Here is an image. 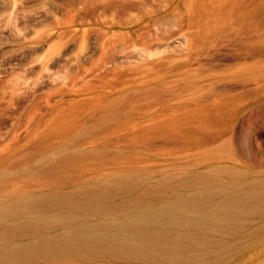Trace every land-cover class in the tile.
I'll return each instance as SVG.
<instances>
[{
  "label": "bare ground",
  "instance_id": "1",
  "mask_svg": "<svg viewBox=\"0 0 264 264\" xmlns=\"http://www.w3.org/2000/svg\"><path fill=\"white\" fill-rule=\"evenodd\" d=\"M160 1L90 3L102 17L118 20L110 28L120 32L107 33L108 41H160L158 29L151 34L145 24L160 15ZM253 1L227 0L229 8L201 11L190 1L185 15L198 17V23L187 21L206 38L212 27L204 19H255L258 12L245 4ZM167 63L148 64L117 97L93 91L84 103L56 113L43 131L29 132L41 151L39 168L17 141L0 152V264H252L264 258V168L254 170L234 158L237 123L264 98L243 106L236 96L207 105L191 97L201 82L257 84L261 65L239 63L231 73L193 79L186 62L175 68L169 63L173 69ZM173 78L184 85L193 79L194 85L174 105L140 113L127 101L130 90L157 97ZM78 111L87 119H78ZM159 141L179 147L155 146ZM126 142L127 148L121 146ZM137 147L150 152L139 155ZM194 155L205 170L194 169ZM8 162L11 174L5 172ZM18 166L30 179L4 182Z\"/></svg>",
  "mask_w": 264,
  "mask_h": 264
},
{
  "label": "rangeland",
  "instance_id": "2",
  "mask_svg": "<svg viewBox=\"0 0 264 264\" xmlns=\"http://www.w3.org/2000/svg\"><path fill=\"white\" fill-rule=\"evenodd\" d=\"M189 2L194 3L192 8H199V11L207 7L231 6L227 0H161L158 18L148 19L145 23L146 31L151 34L158 29L160 41H108L107 33L120 32L118 28H110L111 23H117L118 20L111 16L102 17L92 7L90 0H0V152L12 148L14 141H17L26 146L22 155L30 153L34 159L32 165L38 167L35 159L39 160L41 151L35 146L36 136L29 135V132L37 127H41L43 131V127L56 113L62 115L70 106L84 103L92 97L93 91L117 97L125 86L130 85L133 78L142 77L138 73L144 71L148 64L162 59L171 63L173 68L186 62L190 65L188 67L193 79L227 72L239 63L258 61L262 66L260 74L263 79L260 78L257 84L242 85L230 81L211 86L209 82H201L196 88L199 90L194 91L196 98L191 97L200 99L199 102L207 105L236 96V101L243 106L252 104L259 97L264 98V0L245 3L248 10L258 12V18L246 19L242 21L246 22L243 25L239 16L237 21L234 16L229 22L216 18L204 19L203 22L214 30V34L210 31L213 35L209 32L206 38H202L204 33L200 30L198 32L197 26H194L198 23L197 16V20L195 15L189 16L192 20L186 19ZM212 2L215 4H211ZM175 13L186 17L183 21L179 20ZM193 19L196 22L191 24L192 29L190 23L195 21ZM232 21H239L240 26L237 23L232 25ZM197 32L201 35L195 40ZM190 47H195L193 52ZM253 48L254 52L251 50ZM168 66L171 68L170 64ZM193 79L187 85L174 78L170 79L171 84L165 90L163 88L157 97H153L151 93L130 90L127 91L126 98L127 101L136 103L140 113L149 107L154 108L153 111L159 110L162 105H174L178 95L194 86ZM76 117L86 118L82 111H78ZM242 119L235 130L234 158L240 165L262 170L264 104H257ZM245 140H248L249 145ZM126 143L121 146L127 148L130 143ZM214 145H218V142ZM155 146L179 147L163 141L155 143ZM136 152L146 155L150 150L137 147ZM196 153L197 151L189 150L187 154ZM191 160L197 171L206 169V164L198 155H194ZM185 161L181 160L182 163ZM220 161L225 162L224 158ZM11 164L12 162H8L5 170ZM161 164L168 162L162 161ZM5 172L11 174V167ZM12 172L14 175L8 176L4 182L22 183L30 179L19 166ZM48 179L53 181L52 178ZM252 264H264V258Z\"/></svg>",
  "mask_w": 264,
  "mask_h": 264
}]
</instances>
